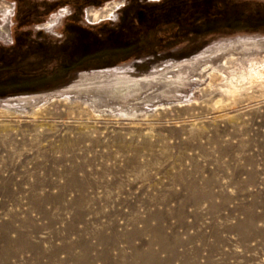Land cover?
<instances>
[{"label":"rangeland","instance_id":"1","mask_svg":"<svg viewBox=\"0 0 264 264\" xmlns=\"http://www.w3.org/2000/svg\"><path fill=\"white\" fill-rule=\"evenodd\" d=\"M0 264H264V0H0Z\"/></svg>","mask_w":264,"mask_h":264},{"label":"built area","instance_id":"2","mask_svg":"<svg viewBox=\"0 0 264 264\" xmlns=\"http://www.w3.org/2000/svg\"><path fill=\"white\" fill-rule=\"evenodd\" d=\"M123 5H124V3L121 2V3H119L117 6H115L114 8H115V9H118L119 7H121V6H123ZM85 13H86V12H85ZM111 13H113L112 10H111ZM99 20H102V19H99ZM85 21H86V22H89V23L92 22V21H90V20L88 19L87 16L85 17Z\"/></svg>","mask_w":264,"mask_h":264},{"label":"bare ground","instance_id":"3","mask_svg":"<svg viewBox=\"0 0 264 264\" xmlns=\"http://www.w3.org/2000/svg\"><path fill=\"white\" fill-rule=\"evenodd\" d=\"M238 87V86H237ZM235 90H237V88H234L233 89V91H232V89L231 90H229V91H231V92H234ZM237 93V92H236ZM231 94V93H230ZM232 95V94H231ZM235 96V95H234Z\"/></svg>","mask_w":264,"mask_h":264},{"label":"crops","instance_id":"4","mask_svg":"<svg viewBox=\"0 0 264 264\" xmlns=\"http://www.w3.org/2000/svg\"><path fill=\"white\" fill-rule=\"evenodd\" d=\"M16 2H18V3H20V2H22L23 0H15Z\"/></svg>","mask_w":264,"mask_h":264}]
</instances>
